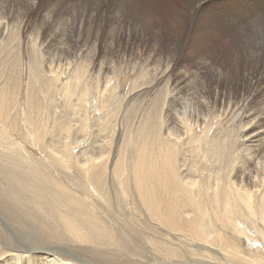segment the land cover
Instances as JSON below:
<instances>
[{"label":"bare ground","instance_id":"bare-ground-1","mask_svg":"<svg viewBox=\"0 0 264 264\" xmlns=\"http://www.w3.org/2000/svg\"><path fill=\"white\" fill-rule=\"evenodd\" d=\"M60 1L52 6L48 0H17L16 4L0 0L3 9L17 13L13 17L17 19V27L10 36L16 49L2 55L4 48L0 43L1 65L11 64L6 70V82L0 83V191L3 199L9 198L8 204L0 202L4 210L2 217H7L0 219L15 218L27 227L37 226L41 232L52 226L49 235L60 230L69 238L68 242L79 246L88 244V248L99 254L112 246L123 250L129 236L137 238L139 235L151 245H157L165 264H264V165H260L261 159L254 162L258 168H251L254 154L251 150L260 154L263 147H259V141L264 137L263 132L257 130L264 124V114L251 109L252 103L261 96L259 110H264V0H256L257 7L250 14L251 27L245 24L240 29V45L233 51L227 68L224 61L218 63L207 52L190 49L187 43L184 21L188 18L194 23L195 12L208 8L214 0H177L173 7L172 27L176 35L173 50L159 53L155 66H147L138 74V78L141 75L143 79L140 85H135L137 91L122 92L116 101L119 88L116 80L126 75L125 71L108 69L103 77L95 76V87L88 88L91 80L87 78L93 76L96 69L86 60L80 62L84 65L77 70L74 67L79 58L68 57V52L49 60L50 63L40 60L47 54L43 53L44 49L49 53L56 44L72 43L69 33L80 27L77 17L82 15L84 7L72 9L65 0ZM97 1L100 5L108 1L107 7L115 13L113 22L118 20L131 27L142 44L149 45L148 41L155 40L153 51H159L161 32L157 29L145 36L143 27L147 21L143 16L141 22L138 20L140 11L133 7L134 3L129 4L131 0ZM63 4L67 13L61 11ZM32 14L35 20H31ZM201 20L194 29H198V25L203 27ZM97 24L101 22L98 20ZM5 26L2 14L1 39ZM92 34L96 39L99 30L95 28ZM95 53L93 51L92 56ZM24 58L29 68L26 112L23 125H18ZM241 65L244 67L240 71ZM98 70L103 71L101 67ZM233 76H239L247 88H227ZM81 78L83 81L78 80ZM153 90L157 91L156 96L137 127L132 145L126 149L131 130H123L120 137H116L124 101ZM56 95L63 97L62 111L58 110L62 102L55 105ZM45 98L46 108H52L50 120L46 116L48 118L37 122ZM114 102L117 113L110 116L111 119L108 117L109 130L102 131L103 138L98 140L99 128H91V133L88 126L101 115L92 118L88 112H98V106L103 109ZM243 112L247 114L242 119L249 125L246 124L239 135L232 132L231 137L226 135L224 143H220L221 138L218 142L219 136L216 138L217 132L213 131L229 115ZM76 115L80 133L74 134L72 126H75ZM53 128L61 139L66 138L61 147H55L58 134L51 131ZM16 131H21L20 136L26 143L41 148L52 166L66 169L69 180L77 186L71 187L59 174L50 173L40 157H35L15 139L12 134ZM9 166L15 169L9 170ZM83 192L87 198L81 197ZM21 194L26 197L25 201ZM132 213L139 219L124 225V222H132ZM25 243L5 246L0 251V259L8 260L9 264H81L82 257L76 253L69 259L60 258L47 254H56L53 247L41 252V247L30 245V241ZM60 249L57 248V254L62 255L64 250ZM184 257L190 260L182 263Z\"/></svg>","mask_w":264,"mask_h":264},{"label":"rangeland","instance_id":"rangeland-1","mask_svg":"<svg viewBox=\"0 0 264 264\" xmlns=\"http://www.w3.org/2000/svg\"><path fill=\"white\" fill-rule=\"evenodd\" d=\"M10 1L13 2L14 4H16L17 2V0H10ZM48 1L52 6L58 5L61 2L60 0H56V1L48 0ZM84 1L85 2L83 3V0H68V1L65 0V3L67 2L68 6L69 7L71 6L72 9H75L76 6L84 7L82 15L80 17H77V23L80 27L76 31L69 33L68 39L72 40V43L67 44L68 42H66V43L56 44L54 45L53 48L49 49V53L47 49H44L43 53L45 52L47 54L44 53L45 55L44 57H42L43 54L42 52H40L41 53L40 57H42L40 60L46 63H50L52 59L59 58L68 52V57H78L79 58L75 62V67H74L75 70H77L78 66L84 65L83 63H80L83 60H86V62H88L93 69L97 70L101 67L103 70L102 72H100L99 70L98 72L94 70L93 76L90 75V77L87 78V80L89 79L91 80L89 81L91 84L90 83L88 84V88L90 87L92 88L93 86L95 87L96 85L95 76L99 75L100 78L103 77L105 72L108 71V69L110 70V72L117 71L116 68L125 71L126 75H120V77H118L119 78L118 81L116 80V82L119 84V88L115 94V99H114V101H116L119 99L122 92L128 93L131 91L133 93L137 91L136 86L140 85L143 79L141 75H139L140 77L138 78V74L140 73L141 70L145 69L147 66L154 67L155 66L154 62H155L156 57H160L159 53H166L170 50H173V46H174L173 41L176 36L173 30V27H172V23L175 19L173 7L178 2L177 0H131V3H129V4L134 3L133 7L136 8L138 11H140L139 13L141 15L139 14L138 20H140L141 22L142 19L140 17L143 16L144 20L147 21L146 26L143 27L144 31L146 32L145 36L151 35L153 30L158 29L161 32V42L159 44V49H158L159 51L155 52L157 53L155 54L153 51V46L156 44L155 40L151 39L150 42L148 41L149 45L142 44L139 41L137 35L135 34V31L131 27L124 25V23L118 20H114L115 23L113 22V17L115 13L113 14V9L108 8L109 4L106 3L108 1H106L105 4L103 3L102 5H100V3L97 0H84ZM257 3L258 2L256 0H214L213 2L209 4L208 8L199 9L197 12H195L196 14L194 15L195 16L194 23L189 22L188 18L186 21H184V25L188 31L187 32L188 33L187 43L189 44L188 45L189 48L194 49V50L196 49L197 51H205L209 54L211 59L215 60L218 63L224 61V66L226 68L229 67L232 62V57L234 55V52L238 49L237 47H239L240 45L238 44L239 37L241 35L240 29L245 24L247 27H251L252 22H251L250 14L255 11L257 7ZM61 6H63L62 9L60 8L61 11H65L67 13L68 9L65 8L64 4ZM13 11H14L13 9H9V10L6 8L3 9L2 5L0 4V15L2 14L4 15L5 25H6L3 28V32H4L3 37L2 39L0 38V40H2L0 43H2V47L4 48L1 51L2 55L4 54V52L8 53L7 50L11 53L15 47V45H13L15 42L10 41V38H11L10 36L12 35L11 33H13L17 27V22H16L17 19L13 18L14 16L15 17L17 16V13L16 11L14 12ZM227 16H229L231 20L227 19ZM199 17L200 19L202 18L201 21L203 22H201V25L203 27H200V25H198L199 28L194 29L195 25L199 24L200 22ZM203 17H205V19H203ZM31 20H35V14H32ZM98 20L101 22V24L99 25L97 24ZM130 20L131 19H129V22L132 24V21ZM228 22L231 23L232 25L229 24ZM95 28L99 30V35L96 39H93L92 31L95 30ZM63 29H65V27ZM95 43H96V46H94ZM93 51H96V53L95 55L92 56ZM47 56L48 58H46ZM186 59H189L188 56L186 57ZM2 62L0 60V68L2 71H4V73L0 71V79H1L0 83L3 81L6 82L5 80H7L6 78L8 75L6 70H8L11 67L10 66L11 64H5L6 66L1 65ZM243 67H244L243 65L239 66L240 71L243 69ZM9 72L10 70L8 71V73ZM28 72H29V68L27 66V60L26 58H24L23 59V70H22V85H23L22 90L23 91L21 93L22 96H20V99H19L20 104H19V108H18L19 110L17 113L18 125L19 124L23 125L24 119H25V112H26V104H25L26 98L25 97H26V91H27ZM74 78H75V74H73L72 80ZM78 80L83 81V79L82 80L78 79ZM230 80L226 84L227 88L232 87V86L236 88L237 87L243 88V89L247 88V84L243 80H241L239 76H233L230 78ZM112 82H113V79L110 81V83ZM37 84L41 85L40 82H37ZM36 88L38 91H41L39 86L36 85ZM156 93L157 91L153 90L149 92L147 95L141 94L138 98L136 96H134L133 98H128V100H126L125 98H122V99H125L123 107L124 108L126 107V108L124 109L122 107V109L120 110V114H119L120 117L116 125V129H117L116 133L118 134V136L116 134V137H120L119 135H121V133L124 132L123 130H128V129L131 130L130 136L128 137V141H127L128 144L126 145V149L129 148L130 145H132V142L134 140V134L137 130V127L140 121L142 120L145 112L148 111L149 105L151 103L150 101H152L155 98ZM44 96L46 95L44 94ZM245 96L246 95L244 94L243 97ZM56 97L57 98L55 100V103H56L55 105L62 104L61 106H59L60 109L58 108V110L60 111L61 109H63V104H64V101L62 99L63 97L58 96V95H56ZM241 100L242 98L239 99L238 101H241ZM261 100H262L261 96L258 97L255 101L253 100L254 103H252L251 109L252 111L256 109L258 110V114L263 115L264 110H259L260 105L262 104ZM57 102L59 104H57ZM46 103L47 101L45 98V105L44 107L42 106V108L39 110L37 114V117L39 118V119H36L37 122L38 120L42 121L43 119H46L48 117H49L48 120H50V114H51L52 108H48L49 109L48 110L46 108ZM231 103L233 106H235V104L232 101ZM116 106H117V103L115 104L114 102V104H112L111 106L108 105V107H105L103 109H101L98 106L97 107L98 112H93V113L88 112V116L91 117V115H93L92 118L98 114L101 115L100 117L96 119V121H93L91 119V122L93 121L94 123L93 122L89 123V126H88L89 127L88 131L91 133H92V131L90 130L91 128L93 129L99 128L98 134L96 136L98 140H101L103 138V134H101L102 131L105 133V131L109 130V128L107 127L110 125L108 121V117L109 119H111L110 116H114V114L117 113V111L115 110ZM89 108H92V107L90 106ZM45 113L47 115H45ZM245 113L246 112L235 113V115L233 113L229 115V117H227V119L223 121L222 125L218 126V128H216V130L213 131L214 134L216 132L217 133L219 132L218 134L217 133L215 134L216 138L217 136H219L218 142L221 138L220 143L221 141L222 143H224L225 140L228 137H231L233 134H235V132L236 134L239 135L240 130L246 127V124L249 125L248 122L242 119ZM86 114L87 112L84 115ZM41 115L43 117H41ZM105 115H107V117L103 119V116ZM75 119L76 121H73L75 126H72V129L74 130V134L77 132L80 133V128L78 126L80 125L79 117L76 115ZM102 122H106V123L102 125L101 124ZM76 127H78L79 129ZM257 130L263 132L264 134V124L258 127ZM51 131H53L55 135L58 134L57 135L58 137L56 136L57 138H55L56 140L54 139L57 145L55 147H61V145L65 142L63 140L66 138L63 137L61 139L62 136L59 135V133L55 130V128H53ZM20 133L21 131H16L12 135L15 137L16 140H18L19 142H22L24 146L29 148L35 157L37 158L40 157L39 159L43 160V162L47 164V167L50 173L52 172V173H56L57 175L59 174L58 177L60 176L59 178H61L65 183L69 184L71 187L77 186L75 185L76 182L69 180L68 171L66 169H63L60 167L56 168L54 165L52 166V164L49 161V157L41 151V148H39L38 146L32 147L29 143H26V141L22 139L21 137L22 135ZM93 134H96V133L93 132ZM227 134L229 135L228 137H226ZM19 138H21L22 140ZM50 138L51 136H49V139ZM263 145H264V137L261 141H259V147L260 148L263 147L261 148L262 150L261 153L257 154L256 153L257 151L254 152L251 150L252 152L251 154L254 153L253 158H251L253 159L254 165L252 164L251 168L252 167L255 169L258 168L259 165L256 163L259 162L260 159H261V161L259 162L260 165H264L263 163L264 162L263 161L264 160V146ZM8 169L13 170L15 169V167L13 168V166H9ZM248 169H250V167H248ZM22 196L23 195L21 194V197ZM3 197L4 196L2 195L0 191V202H2L3 200L4 204H8L9 198L3 199ZM81 197L87 198L86 193L83 192L81 194ZM25 198L26 197L24 196L22 197L23 201H25ZM93 201L95 202V200ZM3 212L4 210H1L0 208V213H1L0 218H7V217H2L4 216ZM123 212L125 211L123 210ZM19 219L21 220L20 217ZM138 219H139V216L133 214L132 222H124V225L133 224ZM51 227L52 226H50L49 228L48 226L46 228L48 229L47 231L45 229V231L41 232V230L37 226H35L34 228L27 227L15 218L0 219V251H3V248L5 246L14 245V244H17L18 242L19 243L26 242L25 244H28L30 241V245H33L35 247H41L42 249L40 250L41 252H44L45 251L44 249H47L48 247L55 248L54 250L56 251V254H51V252H47V254H49L50 256L54 255L60 258H63L64 256V258L69 259L68 257H72L70 256L72 255V253L73 255L76 253L78 257L80 258L82 257L80 259L81 264H137V263L138 264H165V260L163 259V256L160 253L161 250L157 249V245L156 246L151 245L150 243L142 239L139 235L137 237L138 239L135 237L129 236L127 240L128 241L127 246L123 250L117 249L112 246L110 247V250L105 251V253L99 254V253H96L95 249L88 248L87 247L88 244H85V245L83 244V246H86V247H83V246H79L76 243L68 242L69 238L60 230H57L59 234L55 232L53 235H49V230L52 229ZM27 229H28V232H27ZM61 232L64 235L60 234ZM122 235L128 236L125 233H122ZM57 237H60V238H57ZM34 239L36 240V243L32 242ZM58 247H61L60 251L64 250L62 252V255L59 254L60 252L57 254ZM2 259L3 258L0 259V264H9L8 260L2 261ZM186 260H190V258L184 257L183 260H181V262L183 263Z\"/></svg>","mask_w":264,"mask_h":264}]
</instances>
